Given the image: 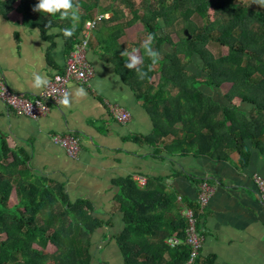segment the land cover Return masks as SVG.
I'll return each mask as SVG.
<instances>
[{
    "label": "trees",
    "instance_id": "1",
    "mask_svg": "<svg viewBox=\"0 0 264 264\" xmlns=\"http://www.w3.org/2000/svg\"><path fill=\"white\" fill-rule=\"evenodd\" d=\"M15 1L0 0L4 16ZM19 1L17 10L23 14L24 22L42 32L55 24L53 19L60 17L59 13L39 12L34 17L32 9L38 0ZM73 2L84 13L79 18L82 23L95 9H104V3L127 9L132 16L127 27L138 23L146 36L153 33V47L159 53L164 43L171 46V54L160 55L155 64L144 55L141 46L137 47L143 58L139 68L147 73L144 79L138 77L135 69L123 70L125 58H118L123 52L120 48L105 51L110 59L101 56L114 65L115 73L124 82L133 80L135 96L153 124L151 134L145 137L147 142L159 143L171 136L170 143L163 144L169 155H208L226 160L228 152L236 151L241 167L248 164L250 146L264 155V5L253 0ZM247 3L260 9L254 10ZM210 9L214 11V20L198 27L192 17ZM173 34L177 41L172 40ZM209 42L228 47V54L215 57L207 48ZM70 43L69 51L75 42ZM194 57L201 61L203 81H197L187 70ZM155 75H158L157 84L152 82ZM224 83L232 86L222 102L201 90L202 86L219 89ZM235 97L241 99L240 105L232 104ZM242 106L250 107L249 111ZM28 161L23 149H10L0 134V264H91L92 235L104 222L95 216L89 201L71 200L64 185H51L35 175ZM157 185L162 189L161 184ZM117 186L120 191L116 201L124 215L125 228L116 236V242L125 264L186 263L190 256L186 245L176 248L179 250L173 261L164 260L168 247L165 238L175 232L184 237L186 227L179 213L176 221L168 220L167 208L176 207V197L153 191L150 184L140 187L130 178L120 179ZM14 188L18 203L9 206ZM49 244L56 247L54 253L45 252ZM200 257L194 264H201ZM214 262L213 257L207 264Z\"/></svg>",
    "mask_w": 264,
    "mask_h": 264
},
{
    "label": "crops",
    "instance_id": "2",
    "mask_svg": "<svg viewBox=\"0 0 264 264\" xmlns=\"http://www.w3.org/2000/svg\"><path fill=\"white\" fill-rule=\"evenodd\" d=\"M19 4V0L15 1L5 16L0 10V75L11 91L29 96L43 90L32 89V74L47 73L51 79L62 72L69 52L68 42L76 41L84 22L96 14L104 16L93 33L87 55L95 71L94 78L88 86H68V91L83 87L85 96H73L71 107L52 106L50 113L40 119L13 112L0 98V134L9 148L23 149L29 156L32 173L51 185H64L71 200L89 201L95 216L104 222L92 235L91 264H125L116 242V236L125 228L124 215L116 201L120 191L117 181L130 178L140 186L137 177L147 179L153 191L176 197V207L167 208L170 221L177 220V213L183 217L182 211L195 205L199 181L212 184L214 191L198 220L204 237L200 263L207 264L214 257V264H264V205L256 198L252 181L254 174L264 176V155L259 149L250 146L248 164L241 167L236 151L228 152L226 160L208 155H169L163 144L170 143L171 136L159 143L147 142L145 137L151 134L153 124L135 96L133 80L124 82L115 73L114 65L101 59L103 54L109 58L105 54L109 48L131 52L137 49L142 36L146 38L138 23L126 26L132 20L127 9L104 3V9H95L83 23L79 19L75 38H65L54 29L71 27L70 19L55 18V24L42 32L24 22L23 14L17 10ZM32 14L36 13L32 11ZM82 15L79 8V16ZM159 23L162 25L161 20ZM159 51L160 55H168L172 48L164 43ZM137 54L140 56L139 50ZM118 56L123 60L124 57ZM125 69L128 68L124 66ZM188 71L196 75L195 71ZM201 90L218 100L215 95L219 94L214 89L202 86ZM108 104L126 109L130 120L115 122L109 115ZM55 134L80 137L81 150L76 159L52 142ZM174 235L181 237L175 232L164 242ZM51 246L55 249L48 251ZM176 248L167 247L165 261L175 259L179 250ZM55 251L56 247L49 244L45 252Z\"/></svg>",
    "mask_w": 264,
    "mask_h": 264
},
{
    "label": "built area",
    "instance_id": "3",
    "mask_svg": "<svg viewBox=\"0 0 264 264\" xmlns=\"http://www.w3.org/2000/svg\"><path fill=\"white\" fill-rule=\"evenodd\" d=\"M104 19L96 14L91 20L83 23L72 49L68 52L62 72L54 74L49 85L36 95H26L11 91L3 76L0 75V98L13 112L32 119H40L50 113L52 106H58L64 91H68L70 84L88 86L95 76L93 66L87 59L89 43L98 24ZM110 117L117 123H126L130 120V113L116 104H108ZM55 145L63 148L70 158L76 159L81 150V139L74 134H55L51 138ZM140 186L147 184V179L137 177ZM252 181L255 187L256 198L264 205V176L254 174ZM194 207H186L182 215L186 221L184 237L174 235L166 239L169 247L175 248L186 245L190 249V256L184 264H194L201 255L203 234L199 230L198 220L207 205L214 186L203 180L198 183Z\"/></svg>",
    "mask_w": 264,
    "mask_h": 264
},
{
    "label": "clouds",
    "instance_id": "4",
    "mask_svg": "<svg viewBox=\"0 0 264 264\" xmlns=\"http://www.w3.org/2000/svg\"><path fill=\"white\" fill-rule=\"evenodd\" d=\"M253 3L258 5H264V0H253ZM79 7L78 3H74L73 0H38L34 5L33 11L39 13H47L49 15H56L59 13L61 19H70L71 27L64 29H54V31L62 32L65 38L73 36L76 31L79 21ZM47 26V25H46ZM155 35L149 33L146 38L141 42V48L144 51V55L148 57L153 64L157 63L160 57V53L154 49L153 44ZM138 50L133 49L131 52L124 50L120 55L125 59V67L129 70L135 69L138 77L144 79L147 73L139 68V65L143 62V58L137 54ZM50 83V78L47 73L34 72L31 79V87L33 90H41L46 88ZM86 95L83 87L74 88L70 91H64L62 97L57 103L63 107H71L73 96L81 98Z\"/></svg>",
    "mask_w": 264,
    "mask_h": 264
},
{
    "label": "rangeland",
    "instance_id": "5",
    "mask_svg": "<svg viewBox=\"0 0 264 264\" xmlns=\"http://www.w3.org/2000/svg\"><path fill=\"white\" fill-rule=\"evenodd\" d=\"M249 4V3H247ZM250 7H252L254 10H259L260 9V6L258 5H255V4H249ZM192 20L194 21V23L198 26V27H202L204 25L207 24L208 21H213L214 20V11L213 9H210L208 10L207 12H201V13H197L195 14L193 17H192ZM160 34H162L160 31L158 32ZM141 37V36H140ZM143 39L141 38V40L139 41V46H141V42L145 39L144 37L145 36H142ZM172 40L173 41H177V36L176 35H172ZM138 46V47H139ZM207 48L208 50L215 56V57H221V56H226L228 54V47H225V46H221L215 42H209L207 44ZM197 62L198 65H195L194 63ZM200 60L196 57H194L193 59V63L192 64H188L187 66V70H190L191 72H196V78L199 80V81H203V73H201V67H200ZM157 75H155L153 77V83L154 84H157ZM231 84L230 83H224L220 86L219 89H214V91H216L218 95H215L218 100L219 99H223V95L222 93H225L227 91H229L231 89ZM223 101V100H222ZM231 102H234L236 103V105H238V103L240 104L241 102V99L239 97H235L233 99V101ZM18 203V196H17V193H16V189L14 188V190L12 191V194H11V197H10V200H9V206H14ZM2 238H4V236L2 235L1 236ZM55 248L51 246V248H49L48 251H53Z\"/></svg>",
    "mask_w": 264,
    "mask_h": 264
}]
</instances>
